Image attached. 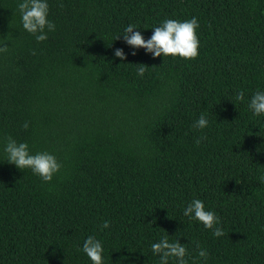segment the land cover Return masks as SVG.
Segmentation results:
<instances>
[{
    "label": "trees",
    "instance_id": "1",
    "mask_svg": "<svg viewBox=\"0 0 264 264\" xmlns=\"http://www.w3.org/2000/svg\"><path fill=\"white\" fill-rule=\"evenodd\" d=\"M0 264H264V0H0Z\"/></svg>",
    "mask_w": 264,
    "mask_h": 264
}]
</instances>
